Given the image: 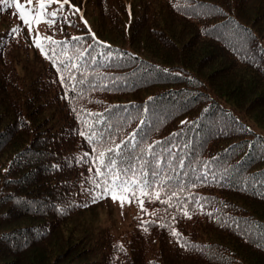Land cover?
<instances>
[{
	"label": "trees",
	"instance_id": "obj_1",
	"mask_svg": "<svg viewBox=\"0 0 264 264\" xmlns=\"http://www.w3.org/2000/svg\"><path fill=\"white\" fill-rule=\"evenodd\" d=\"M96 4L100 37L55 0L53 63L0 3V264H264V137L245 122L264 129V0ZM130 134L115 167L159 141L148 179H171L118 234L80 233L104 197L94 147Z\"/></svg>",
	"mask_w": 264,
	"mask_h": 264
},
{
	"label": "snow or ice",
	"instance_id": "obj_2",
	"mask_svg": "<svg viewBox=\"0 0 264 264\" xmlns=\"http://www.w3.org/2000/svg\"><path fill=\"white\" fill-rule=\"evenodd\" d=\"M10 2L18 11L20 19L24 22L25 25L28 26L29 32H32V24L33 21L38 25L42 21L47 22L49 25L54 23L53 19H46L48 13L46 11V5H50L53 0H37L39 3V11H33L32 9L26 8L24 5L19 3V0H0V3ZM61 5V9L63 7V0H57ZM28 3L31 4L32 0H28ZM73 8H76L75 5H72ZM78 10V9H77ZM58 15L57 11L51 12V17L55 18ZM70 23V22H69ZM86 23V21H85ZM13 32L16 29L12 30ZM92 35H95L94 33ZM75 39H80V37H75ZM48 43H45V42ZM33 43L42 54L46 57H49L53 63H56V48L55 45L59 43L55 41L51 36H41L37 33L34 36ZM103 43V42H102ZM61 67L57 66V71H61ZM164 71H167L165 69ZM71 75V72L69 73ZM61 83L65 82V78L61 73L60 76ZM181 123H185V121H181ZM81 135H84L81 132ZM104 137H101V143L99 145V149H93L97 154L92 157V164L95 165L94 172L96 176L101 177V184L96 185V187H102V191L99 193L95 192V187L93 188L94 192V200L100 198L101 196L111 195V198L116 201L118 200L123 206L125 202L131 203L133 197L138 198V203L141 209L144 208V197L148 198L155 197L157 199L160 198L161 193L159 191L160 187H166L167 181L171 178L169 176H164L160 178L158 174L152 173L153 176H156V179H153L151 182L149 181V171L146 164V157L153 155L155 144H158L159 141H153L151 144L147 145V151L142 150V155H140L136 161L132 164L131 168L120 169L115 167L117 164V159H110L113 152L116 153V156L122 153L123 147H126L125 141L131 143L133 147H138L135 141L134 134H130L129 137H125L124 140L119 143L115 142L112 137L107 138V143H104ZM162 157H157L155 163H160ZM182 164V162H181ZM139 169V171H137ZM166 197L168 193L164 194ZM172 196H178V192H172ZM93 200V202H94ZM169 206H171L169 202ZM185 215H190L186 208L182 209ZM173 234L179 236V233L173 229Z\"/></svg>",
	"mask_w": 264,
	"mask_h": 264
},
{
	"label": "rangeland",
	"instance_id": "obj_3",
	"mask_svg": "<svg viewBox=\"0 0 264 264\" xmlns=\"http://www.w3.org/2000/svg\"><path fill=\"white\" fill-rule=\"evenodd\" d=\"M64 2V7L67 8L63 7L58 12L63 13V18L76 21L81 26H84L90 34L94 33L95 35L93 36L100 37L101 24L97 16L96 0H64ZM19 3L33 11H39L40 6L37 0H32L31 4L28 3V0H19ZM72 5H75L76 8H73ZM68 8H72L73 10L68 12ZM55 9V0L50 5H46L48 15H51V12ZM43 25L44 21L38 25L33 21L32 32H29L27 25L24 24L23 27L25 31L27 27V31L31 34L32 39H34L37 33L43 36ZM25 39L27 43L34 44L28 41V38L25 37ZM226 107H229V105L226 104ZM245 122L253 131L264 137V129L262 127L258 126L251 119H246ZM140 208V205L135 200H132L131 203L125 202L121 206L118 200L114 201L111 195H107L94 203H87L80 207L76 212L74 222L80 227V233L86 232L88 235H94L100 230H105L116 235L128 228L129 222L138 214Z\"/></svg>",
	"mask_w": 264,
	"mask_h": 264
}]
</instances>
